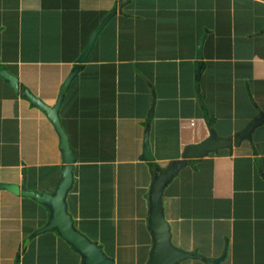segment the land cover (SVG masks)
<instances>
[{
	"label": "crops",
	"instance_id": "1",
	"mask_svg": "<svg viewBox=\"0 0 264 264\" xmlns=\"http://www.w3.org/2000/svg\"><path fill=\"white\" fill-rule=\"evenodd\" d=\"M129 1L79 65L93 34L122 0H0L1 13L14 16L1 18L0 65L49 106L57 104L67 79L80 67L60 117L77 154L68 200L73 197L79 208L85 197L91 207L72 216L117 264L119 254L147 264L155 171L170 168L212 130L231 138L264 114V0H152V14L160 15L152 26L134 10L149 0ZM134 31L135 44L130 41ZM146 31L154 41L141 48ZM225 77L232 80L228 87ZM203 118L210 122L202 139L192 134L174 157L156 153L175 141L156 144L158 124L172 123L173 134H179L184 131L178 125ZM147 136L153 162L143 158ZM60 145L48 116L0 76V186L54 193L65 166ZM86 167L96 169L87 197L77 185ZM95 198L105 204L98 202L97 209ZM164 206L176 247L205 259L181 264H264V124L252 141L185 166L166 190ZM49 216L33 199L0 188V264H82L56 232L33 237ZM90 218L107 234L87 231ZM213 233L222 242H209Z\"/></svg>",
	"mask_w": 264,
	"mask_h": 264
},
{
	"label": "water",
	"instance_id": "2",
	"mask_svg": "<svg viewBox=\"0 0 264 264\" xmlns=\"http://www.w3.org/2000/svg\"><path fill=\"white\" fill-rule=\"evenodd\" d=\"M129 2V0H122L120 6L114 8L112 13L104 20L103 24L95 31L87 50L79 60V65L88 61V57L94 49L99 35L116 16L118 11L121 12L124 7L129 4ZM204 42L205 38L202 40L199 47L198 58L200 60H203L204 58ZM79 70L80 67L77 66L67 79L62 88V94L57 104L55 106H49L33 94L30 89L22 87L18 76L14 75L7 69H4L0 65V76L8 82L10 87L18 94L21 93L24 97L31 101L33 105L43 111L53 123L60 137V150L65 162L64 169L62 170V182L59 184L54 193H39L31 191L27 188L22 189L17 184H5L1 185L0 188L6 189L17 196L22 195L25 198L33 199L38 204L48 209L50 213L48 224L38 230L33 237L41 234L56 232L81 256L82 264H117L116 261L104 251L101 245L92 241L91 238L76 228L75 220L69 212L68 196L75 184L74 169L77 162V154L72 147L70 136L63 126L60 112L64 95L68 92L72 82L79 73ZM201 78L202 67L199 66L197 71L198 81H200ZM154 114L155 105L152 107L150 117H153ZM263 124L264 114L260 118L253 120L246 129L231 138L219 137L217 131L212 130L211 136L207 140L200 144L189 146L185 150L182 159L172 162L170 164V168H158L155 171L148 199L150 208L148 223L149 230L153 237V249L150 260L147 264H181L188 259H203L197 254L186 252L174 245L172 227L166 218L164 206L165 192L179 176L181 170L185 166L191 164L192 161L205 158L211 154L219 153L222 150L231 149L234 146H239L245 140L252 141L255 131ZM143 158L145 161H155L149 136L146 137ZM258 162L260 163V160H258ZM30 242L31 239H28L26 244L28 245ZM217 263H219V260L215 262V264Z\"/></svg>",
	"mask_w": 264,
	"mask_h": 264
},
{
	"label": "rangeland",
	"instance_id": "3",
	"mask_svg": "<svg viewBox=\"0 0 264 264\" xmlns=\"http://www.w3.org/2000/svg\"><path fill=\"white\" fill-rule=\"evenodd\" d=\"M154 8H155L154 7V3L152 2V0H149V1H145V3H143V2L142 3H139L138 6H135L134 7V10H137L139 13H142L143 16H140V17H143L144 20L145 19H147V20L149 19V23L147 25L152 26L153 24L151 25V23L153 21H155V19L159 15L158 12H157V14L155 16L153 15L154 14V12H153ZM174 9H175V7H174ZM162 10H163V8H162ZM158 11H160V9H158ZM147 14H148V16H147ZM149 15H150V17H149ZM164 15H165V13L162 14V17ZM1 18H5V19L10 18L11 20H13L14 19V16H13V14L7 13V11H6V13H1V11H0V23H1V21L4 22L3 20H1ZM4 27L5 26L0 27L1 31L4 29ZM142 28L145 29L144 24L139 29V32L140 33L142 32ZM11 29L9 30V34L12 32ZM134 33H135V31L132 32L131 36L134 35ZM130 41L132 43L134 42V44H135V40H134L133 36H132V38H131ZM151 41H154V40H152V36H147V31H146L143 34V40H142L143 43L142 42L140 43L141 44V48H143V45H145V44H146L145 46H147V44H150ZM151 47H153L152 44H151ZM226 76L228 77L229 74L226 75ZM227 77H225L223 79V82H225L226 86L228 87V85H231L230 82H229V80L230 81H232V80H231V77H229L230 79L227 78ZM239 97H241V94H240ZM179 103L180 102L177 100L176 104L178 105ZM223 103H225L224 100H223ZM207 121H209L208 118H203L202 120L200 119V121L199 120L198 121L196 120L193 123H188L186 126H183V127L181 125H178L177 129L180 128V129H182L184 131V133H181L180 132L179 134H173L175 131H174V126L172 125V123H167L165 125L158 124L157 126H160V127H157V126L155 127L158 130H156L155 133H154V135H153L154 136V142L157 144V141L160 140V139H163L166 142L169 141L170 139H172V141H173V139H175V141L173 142V145H170V146L169 145H165L166 147L164 146L163 149H161L159 151H156V153L159 156L168 157V158L169 157H174V154L177 153V151H179V152L182 153L183 152L182 149L184 148L185 143L188 142L190 139H192L194 137V136H192V134H194V135L196 134V137H198V138H196V140L202 139L201 136L203 135V132H204L203 129H204V126H205V124H206ZM159 130H161L163 132V135H160ZM178 148H181V149H178ZM95 171H96V169H94L93 167H86V168H84L83 169V172H82V175H84V179H83V181L81 179L77 183L78 188H80L82 190V192L84 193V195L86 194V197H87V194H89L91 192V191H89V187L91 186L92 181L94 183L96 182V178L94 177V179H93V174H92ZM81 202H83V206H81V207H84V209L87 208L88 206L91 207V200L89 201V199L86 198V203H87V205H86V203H84L85 202V197H82L81 198ZM98 202H100L101 206H103L102 204H105L104 200L103 201H101V200L100 201H97V198H95V203H94L95 206L97 205ZM68 204L70 206L69 212L71 214L77 215V211L80 210L81 207H79V208L77 207L78 204L74 201V198L73 197H71L68 200ZM96 208L98 209V205H97ZM94 210L96 211L95 208H94ZM86 222H87L86 228H88L87 231H89V230H95V231H97L98 230L100 232V230H102L103 233L107 234V232L105 230H103L102 225L101 224H98V222L96 220H93L92 221L91 218H90V222H88L87 220H86ZM76 228L79 231L82 232V230L80 229L81 226H80V228H78L76 226ZM143 237H144V239H147L145 235H143ZM190 237H191V235L188 234V238H190ZM222 240L223 239L221 237L216 236V234H214V233H213V235L210 234L208 236V241L209 242H212V243H219V242H222ZM173 242H174V240H173ZM201 248L206 250V246L201 247ZM118 260H119V263L120 264H129V263L134 264V263H136V257L135 258L134 257L133 258H130V257L126 256V255L121 256L119 254Z\"/></svg>",
	"mask_w": 264,
	"mask_h": 264
},
{
	"label": "clouds",
	"instance_id": "4",
	"mask_svg": "<svg viewBox=\"0 0 264 264\" xmlns=\"http://www.w3.org/2000/svg\"><path fill=\"white\" fill-rule=\"evenodd\" d=\"M174 243V242H173ZM175 245V244H174ZM176 246V245H175ZM203 258V257H202ZM198 260H203V261H205V259L203 258V259H198ZM218 261V260H217Z\"/></svg>",
	"mask_w": 264,
	"mask_h": 264
},
{
	"label": "trees",
	"instance_id": "5",
	"mask_svg": "<svg viewBox=\"0 0 264 264\" xmlns=\"http://www.w3.org/2000/svg\"><path fill=\"white\" fill-rule=\"evenodd\" d=\"M213 121V120H212Z\"/></svg>",
	"mask_w": 264,
	"mask_h": 264
}]
</instances>
